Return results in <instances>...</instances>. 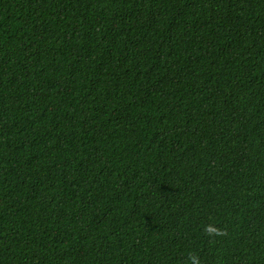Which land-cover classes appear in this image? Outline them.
I'll use <instances>...</instances> for the list:
<instances>
[{
    "label": "trees",
    "instance_id": "obj_1",
    "mask_svg": "<svg viewBox=\"0 0 264 264\" xmlns=\"http://www.w3.org/2000/svg\"><path fill=\"white\" fill-rule=\"evenodd\" d=\"M190 253L264 264V0H0V264Z\"/></svg>",
    "mask_w": 264,
    "mask_h": 264
},
{
    "label": "clouds",
    "instance_id": "obj_2",
    "mask_svg": "<svg viewBox=\"0 0 264 264\" xmlns=\"http://www.w3.org/2000/svg\"><path fill=\"white\" fill-rule=\"evenodd\" d=\"M203 231L209 237L222 236L225 234L221 229L215 227L212 224L205 225ZM188 259L190 261V264H200L199 258L195 254L190 253Z\"/></svg>",
    "mask_w": 264,
    "mask_h": 264
}]
</instances>
